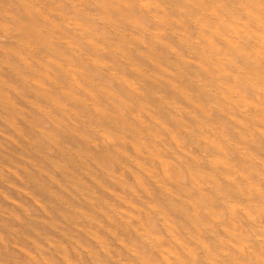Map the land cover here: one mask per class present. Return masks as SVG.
I'll return each instance as SVG.
<instances>
[{
	"label": "bare ground",
	"instance_id": "bare-ground-1",
	"mask_svg": "<svg viewBox=\"0 0 264 264\" xmlns=\"http://www.w3.org/2000/svg\"><path fill=\"white\" fill-rule=\"evenodd\" d=\"M0 121V264H264V0H0Z\"/></svg>",
	"mask_w": 264,
	"mask_h": 264
},
{
	"label": "rangeland",
	"instance_id": "rangeland-1",
	"mask_svg": "<svg viewBox=\"0 0 264 264\" xmlns=\"http://www.w3.org/2000/svg\"><path fill=\"white\" fill-rule=\"evenodd\" d=\"M13 100H14V98H13ZM15 103H16L17 105H19L18 101H16ZM2 127H3V125H2V122L0 121V128H2ZM2 129H3V128H2ZM5 132L8 134V132H7L6 130H5ZM9 135H10V134H9ZM23 150H24V149H23V147H22L21 145H20V146H11V145H10L9 148H6L4 151H0V153H1V154H7V153H10L11 156H10V155H9V156H10V157L13 156L11 159H14L13 161H14L15 163H17V164H19V165L22 164L24 167H25V164H26V161H27V160H32L36 166H39V167H41V168H44V169L47 171L48 174H53V172H52L50 169L46 168V167H45L42 163H40L38 160H35V159L33 158V155H32V154H30L29 152H27V151H25V150L23 151ZM39 150H40V151H44V150H43L42 148H40V147H39ZM44 153H46V152H44ZM0 160H1V159H0ZM4 167H5V166L2 164V166H1V169H2V170H1V175H3L4 178L8 177L10 183L14 181V185H17L18 187L23 188V186L20 184L19 181H17V180H12V179L9 178V176H7L8 170H7L6 168H4ZM26 170H27L30 174H32V175L35 176V173L32 171V169L30 168V166L27 165V166H26ZM0 189H1L2 192H6V193H8L10 196H12V197L14 198V200H15L17 203L21 204V206L24 207L25 212H26L27 214H30V215H32L33 217H34V216H39V215H41L40 213H38V211H36L35 208H33L32 205H30L29 203H27V201H25V200H26L25 198H27V197H26L24 194L21 195V197H20V196H17L13 191H11L10 189H8V187H5V186L2 185V184H0ZM25 191H27L29 194H32V195L38 197V198L41 200V202H44V198L41 197V196H39L37 193L32 192V191H29V190H25ZM4 202H5L4 198H3V197H0V204L4 206V205H5ZM17 213H18V211H17ZM26 222H28V220H26ZM35 226H36V228L41 229L40 226H38V225H35ZM15 228L17 229V231H19V233L24 234V236H30V234H29L26 230H24V229H22V228H20V227H18V226H16ZM44 231L47 232L45 229H44ZM31 237H32V235H31ZM27 249H28V248H27Z\"/></svg>",
	"mask_w": 264,
	"mask_h": 264
}]
</instances>
